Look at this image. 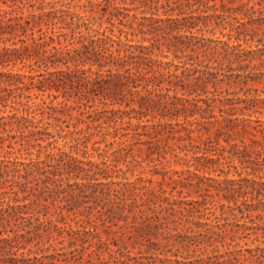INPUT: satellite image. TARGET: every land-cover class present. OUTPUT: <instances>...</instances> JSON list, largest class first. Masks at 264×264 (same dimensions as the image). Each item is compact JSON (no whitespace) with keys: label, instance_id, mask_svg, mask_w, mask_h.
<instances>
[{"label":"rangeland","instance_id":"1","mask_svg":"<svg viewBox=\"0 0 264 264\" xmlns=\"http://www.w3.org/2000/svg\"><path fill=\"white\" fill-rule=\"evenodd\" d=\"M172 1H168L169 6L177 4L178 7L166 14L160 6L156 11L148 5L140 4L138 0H118L116 4L125 6L127 10L123 11L129 15L137 16L135 22L133 21V28L137 21L141 20V16L150 15L180 16L181 22L196 24L190 30L196 36L204 37L200 42H204L205 46L195 51H177L180 57H175L173 48L167 49L166 45L162 44L158 57L172 62L171 69L174 64H178L177 72H195L193 76L199 77L196 81L192 80L193 77L189 80L196 90L195 93L183 95L179 91L178 95L189 99L187 106H190L193 101L191 98L197 97V94L201 98H207V103L211 105L209 110L194 111L187 119L202 121L209 128L206 132L194 131L192 136L200 135L202 140L209 137L213 141L214 147L211 148H214V151H207L204 155L211 157L214 162L206 163V166L202 167L201 164L205 161L196 163L192 159L189 160L195 148L189 150L190 146H184L187 141L177 139L179 133L174 130L178 126L173 127V131L158 135L161 144L168 150L164 154L165 157L156 159L153 154L152 159L148 156V146L143 142L149 137L143 134L144 129L138 128L134 131L132 126L137 123L140 126H149L157 122L158 118H152L151 114L138 118L135 111L129 112L128 115L116 112L113 115L114 120H109L106 116L111 112L108 111L99 121H92V110L102 108L98 99L94 100L91 108L78 107L79 104L73 102L74 97L65 101L61 92H41L33 88L23 91L31 95L26 110L23 105L16 104L18 101L24 102V97L16 99L14 103V97L10 96L6 106L0 103V115L17 112L20 117L23 115L33 121L41 120L37 127H47L53 134L60 131V128L63 129L60 131L63 137L56 135V141L47 150H65L84 161H106L110 163V168H107L106 172L108 177L96 174L89 180L91 186H84L81 193L75 184V181H81L79 177L68 180L71 187L64 184L68 191L61 193L48 208L49 212H54L52 217L60 218L57 221L59 226L64 227L60 235L54 234V239L46 241L44 234L43 239L36 235L37 232L41 233L40 229L34 231L38 225L36 218L41 220L46 215H43V210L38 213L35 207L26 206L28 213L22 214L25 219L20 218L19 242L8 251L0 249V264L14 256L40 257L47 254L54 255L53 260L50 259L52 264H264V257L258 258L254 254L260 253L259 248H264V212L260 209L245 211L248 204H256L261 197L255 198L242 193L243 188L237 189L244 183L242 178L254 175H248L250 168H245L247 162L240 163L238 159L227 161L230 145L237 143L241 146V140L247 145H253L255 150L264 152L262 134L251 129L252 125L257 124V119L262 121L264 128V0ZM79 2L83 3L85 0ZM161 2L165 3V0ZM1 8H5V5H1ZM119 27L124 30L120 35L122 41L126 38L131 43L140 40L139 35L132 36L128 33L125 37V33L131 29ZM184 30L182 29L181 33L188 32ZM114 33L115 36L119 33L117 27L114 28ZM5 44L10 45V42ZM33 67H23L21 62H17L13 67L11 63L6 67L0 66V71H17L20 68L21 73L34 74L36 67ZM24 81L27 82L26 79ZM19 85L22 86L21 83ZM166 85L164 82L163 86ZM3 86L4 84H1V87ZM169 93L173 94V91ZM48 94L59 95L54 99ZM0 95L7 96V93L1 91ZM63 102L66 105H63ZM198 104L202 108L206 107L202 101ZM11 106L18 110L12 109ZM48 106H56L55 111ZM131 107L138 108V105L132 102L129 107L123 104L120 106L122 110L127 111ZM223 117H235L238 122L241 118H247L251 119V122H240V125H247L245 132L240 126L234 129L225 126L217 128L218 123L214 122L221 121ZM104 118L106 121H103ZM168 121L182 122L183 117L179 115L178 119ZM97 123H100V126L95 127ZM123 126H128V129H123ZM28 128L36 129L33 126ZM7 129L2 135L19 133L10 131L9 127ZM147 130L152 131L148 127ZM27 131L28 129H20V140ZM219 133V144L216 145L214 138ZM223 138L229 141L226 142ZM200 139L192 141L201 146L196 152L197 155L202 154L205 147ZM6 143L7 141L0 147V157L17 158L25 162L45 157L44 148L41 146L14 144L13 148H8ZM45 143L47 141L42 144ZM221 146H225L221 153L226 158L218 155ZM172 147L174 151H171ZM116 148L120 149H117L116 153V166H111V152ZM254 156L255 154L252 158ZM100 166L103 168L102 164ZM261 175H264V169ZM231 179L233 181H230ZM84 182L88 183V180ZM71 189L74 195L78 192L79 196L72 197ZM22 196L23 193L18 192L20 201L14 202L13 194H0V202H3L2 206L7 202L22 204ZM191 200L203 202L199 211L193 208L190 212L182 210L181 215L178 212L171 214L170 203L182 202L181 206L189 208L187 203ZM28 201L27 199L25 202ZM59 206L64 208L61 210ZM173 208L180 209L177 205H173ZM240 210H243V213ZM13 222L11 221L10 227L19 230ZM245 225L258 229L252 233L251 229H244ZM69 228L79 230V235L69 236ZM221 229L226 230L223 238H216L211 234L212 230ZM83 230H90L91 233H84ZM244 235L246 237H243ZM48 259L49 257H46L44 261Z\"/></svg>","mask_w":264,"mask_h":264},{"label":"trees","instance_id":"2","mask_svg":"<svg viewBox=\"0 0 264 264\" xmlns=\"http://www.w3.org/2000/svg\"><path fill=\"white\" fill-rule=\"evenodd\" d=\"M72 1L74 0H0V43L3 44H0V66L6 67L11 63L13 67L17 62H21L23 67L30 69H33V66L36 67L34 74L21 73L20 68L17 71L12 69L0 71V92L5 91L7 93V96L0 95L2 106H6L8 97L12 96L15 99L12 100L14 103L16 99L24 97L27 101H18L16 104L29 107L28 100L31 95L25 94L23 91L33 88L41 92L47 90L61 92L65 101L74 97L73 102L78 103V107L91 108L94 105V100L98 99L102 108L92 110V121H99L102 115L108 111L111 112L109 116H106L109 120H114L113 115L116 112L128 115L131 111H135L138 118L148 114H151L152 118H158L157 122L151 123L149 126L147 124L140 126L139 123L132 126L134 131H137L138 128L145 130L143 134L149 138L143 143L148 146V156L152 159L153 154H155L156 159H159V157H165L164 154L168 151L165 145L161 144V138H158V135L173 131L172 128L178 126L174 130V132L179 133L177 139L187 141L184 146H190L189 150L195 148L192 150L193 155L189 160L192 159L196 163L201 160L205 161L201 164L202 167H205L206 163L214 162L211 157L204 155L207 151H214V148H211L214 147L213 141L209 137L202 140L200 135L198 137L192 136L194 131L204 130L206 132L209 128L202 121L187 119L188 116L193 115L194 111L209 110L211 105L207 103V98H201L197 94V97L191 98L193 101L190 106H187L189 99L178 95L179 91L183 95L184 93L187 95L195 93L196 90L189 83V80L193 77L192 80L196 81L199 77L193 76L195 72L186 74L183 71L177 72L178 64H174V68L171 69L172 62L158 57V53H161L160 45L162 44H165L167 49L173 48L175 57H180L177 51L182 52L187 49L195 51L205 46L204 42H200L204 40V37H198L190 30L196 24L194 22L189 24L184 21L181 22L180 16L158 17L150 15L141 16V20L137 21L135 28H133V21L135 22L137 16L135 14L129 15L123 11L127 8L116 4L118 0H85L83 3H80V0H76L74 3ZM138 1L156 11L160 6L165 14L178 7L177 4L169 6V0H165V3H162L161 0ZM172 2L176 3L177 0ZM1 5H5V8H1ZM119 26L131 29L130 32L125 33V37L129 33L132 36L139 35L140 40L131 43L126 38L122 41L120 35L124 30ZM115 27L119 32L116 36ZM182 29L188 32L181 33ZM160 39L163 41L159 42ZM215 41L220 42V40ZM5 42H10V45H6ZM164 82L167 83L166 86H163ZM1 84L4 86L1 87ZM171 90L173 94L169 93ZM58 95L48 94L54 99ZM200 101L205 103L206 107L202 108L198 104ZM132 102L137 103L138 108L131 107L129 111L120 108L122 104L129 107ZM63 105L66 103L63 102ZM115 105L118 106L115 107ZM11 107L18 110L15 106ZM48 107L55 111L56 106ZM179 115L183 117L182 122L170 123L168 121L178 119ZM212 116L214 117V115ZM20 118L22 122H20ZM165 118L167 120H161ZM55 119L58 120V118ZM236 119L235 117H223L221 121L216 120L214 124L218 123L217 128L225 126L229 129L240 126L245 132L247 125H240V122H251V119L241 118L240 122ZM40 121H33L28 116L22 115L20 117L17 112L0 115V147H3L5 141H7L5 146L8 148H13L14 144L37 145L44 148L45 154L44 158H37L28 162L20 161L17 158L0 157V194L11 193L13 194V201L17 202L20 201L18 192L23 193L22 204L7 202L5 206H2L1 203L3 202H0V249L3 251L10 250L19 242L20 218L25 219L22 214L28 213L25 209L26 206L35 207L38 213L43 210V215L46 217L41 220L39 217L36 218L38 225L34 231L40 229L41 233L37 232L36 235L38 234L37 236L43 239L44 234L46 241H49L54 237V234L60 235L64 230V227L57 223L60 218L52 217L54 212H49L48 208L55 203L61 193L68 191L65 186L71 187L68 180L79 177L81 181L78 183L75 181V184L78 192L81 193L84 191V186H91L89 180L96 174H101L104 178L108 177L106 172L107 168H110V163H106V161H84L65 150L59 152L47 150L56 141L54 138L56 135L63 137L60 135V131L63 129L60 128V131L53 134L47 130V127H37ZM103 121H106L105 118ZM255 122L257 124L252 125L251 129L260 132L264 138L262 121L257 119ZM127 123L129 124V121ZM29 126L36 129H29ZM97 126H100V123L95 125V127ZM7 127L10 131L14 130L19 133L2 135L8 130ZM147 127L152 131H148ZM122 128L128 129V126ZM20 129L22 131L28 129L21 140ZM135 134L140 135L137 132ZM219 135L220 133L214 138L216 145L219 144ZM132 136L134 135L132 134ZM49 138L54 139L48 140ZM196 139L202 140L205 145L200 155H197L196 152L201 146L192 142ZM223 139L226 142L229 141L227 138ZM44 141L47 143L42 144ZM251 141L255 143L254 140ZM241 144V146L237 143L230 145L228 149L230 154L227 156L229 160L227 161L238 159L240 163L247 162L245 168H250L248 175L254 176L242 178L244 183L237 189L243 188L242 193L250 194L255 198L261 197V200L256 204H248L245 208L246 212L259 209L264 212V175H261V171L264 169V156H262L264 152L255 150L253 145L250 143L247 145L243 140H241ZM117 149L119 148L111 152V166H116ZM121 149L124 150L125 148ZM172 150L175 149L172 147ZM220 150L218 155L226 158L221 153L225 150V146H221ZM38 151L40 152V150ZM253 154L255 156L252 158ZM38 155L39 153L37 157ZM174 155L177 154L174 153ZM100 164L103 165V168ZM196 167H198L197 164ZM84 180H88V183H85ZM71 190L72 197L79 196L78 192L74 195L73 189ZM27 199L29 201L25 202ZM170 204L171 214L174 215L173 212H178L181 215L184 209L187 212L193 208L199 211L203 202L191 200L187 203L190 205L189 208L181 206L182 202ZM173 205H177L180 209L174 210ZM59 208L62 210L64 206H59ZM240 212L243 213V210ZM11 221H14L13 224L19 230L10 227ZM244 229H251V232L255 233L258 228L245 225ZM83 231L84 233H91L90 230ZM79 232V230L72 228L67 230V234L72 237L79 235ZM211 234L215 235L216 238H223L226 235V230H212ZM259 249L260 253L254 254L258 258L264 257V248ZM250 251L248 250V252ZM53 256V254L41 255L40 257L19 255L10 257V260H4L2 264H52L50 259L53 260ZM46 257L49 259L44 261Z\"/></svg>","mask_w":264,"mask_h":264}]
</instances>
